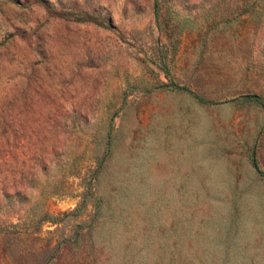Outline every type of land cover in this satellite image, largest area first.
Returning <instances> with one entry per match:
<instances>
[{
	"label": "rangeland",
	"instance_id": "1",
	"mask_svg": "<svg viewBox=\"0 0 264 264\" xmlns=\"http://www.w3.org/2000/svg\"><path fill=\"white\" fill-rule=\"evenodd\" d=\"M0 264H264V0H0Z\"/></svg>",
	"mask_w": 264,
	"mask_h": 264
},
{
	"label": "trees",
	"instance_id": "2",
	"mask_svg": "<svg viewBox=\"0 0 264 264\" xmlns=\"http://www.w3.org/2000/svg\"><path fill=\"white\" fill-rule=\"evenodd\" d=\"M254 99H255V101H257L258 103H261V101H260V98L258 97V96H254ZM252 163H253V165L256 167V168H258V163H257V161H256V158H255V155L252 153ZM259 169V168H258Z\"/></svg>",
	"mask_w": 264,
	"mask_h": 264
}]
</instances>
